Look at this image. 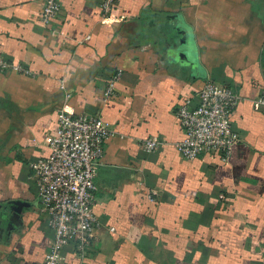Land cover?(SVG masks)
Masks as SVG:
<instances>
[{"label": "crops", "instance_id": "obj_1", "mask_svg": "<svg viewBox=\"0 0 264 264\" xmlns=\"http://www.w3.org/2000/svg\"><path fill=\"white\" fill-rule=\"evenodd\" d=\"M103 1L60 0L53 34L44 0H0V50L34 74L0 71V264H43L53 241L30 163L50 153L63 106L115 131L95 180L99 227L85 258L70 244L64 264H264V111L253 105L264 90V0H115L107 17ZM178 23L194 66L172 51ZM207 79L241 96L227 162L186 160L176 147L177 110L197 103ZM149 137L161 141L152 153L141 147Z\"/></svg>", "mask_w": 264, "mask_h": 264}, {"label": "built area", "instance_id": "obj_2", "mask_svg": "<svg viewBox=\"0 0 264 264\" xmlns=\"http://www.w3.org/2000/svg\"><path fill=\"white\" fill-rule=\"evenodd\" d=\"M114 5L115 0H104L103 15L109 16ZM60 8V0H44L42 23L53 34L59 33V27L54 23ZM0 71L34 75L30 68L6 58L1 50ZM122 78L121 70L111 76L106 98L115 94L116 85ZM197 96V103L185 99L177 110L185 136L176 147L186 160H194L205 153H217L222 161L227 162L241 141L232 121L241 96L212 79L204 82ZM66 97L68 99L70 94ZM253 105L256 110L264 111V90L253 99ZM114 135L115 131L101 116L75 115L65 106L59 110L56 132L48 141L50 153L30 163L41 209L54 232L43 264H64L62 253L70 244L75 245L79 258H85L100 224L94 211L95 180L104 144ZM160 145L161 141L154 137L141 141V147L147 153L157 151ZM114 230L111 227V231Z\"/></svg>", "mask_w": 264, "mask_h": 264}, {"label": "water", "instance_id": "obj_3", "mask_svg": "<svg viewBox=\"0 0 264 264\" xmlns=\"http://www.w3.org/2000/svg\"><path fill=\"white\" fill-rule=\"evenodd\" d=\"M175 17L178 16L175 15ZM176 29L183 36H180L179 45L175 49H172L173 53L175 54V59L190 64L192 66L196 65L197 60L193 57L192 49L188 41L187 30L183 28L180 23H178Z\"/></svg>", "mask_w": 264, "mask_h": 264}]
</instances>
